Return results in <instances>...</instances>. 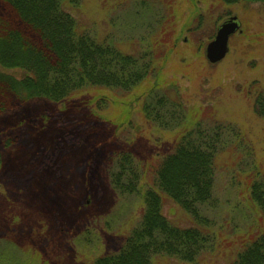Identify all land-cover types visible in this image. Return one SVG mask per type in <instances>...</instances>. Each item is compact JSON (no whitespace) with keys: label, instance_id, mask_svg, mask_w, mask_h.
Returning <instances> with one entry per match:
<instances>
[{"label":"rangeland","instance_id":"rangeland-1","mask_svg":"<svg viewBox=\"0 0 264 264\" xmlns=\"http://www.w3.org/2000/svg\"><path fill=\"white\" fill-rule=\"evenodd\" d=\"M63 7L97 38H115L126 53L142 38H170L159 78L143 89L158 82L161 92L176 93L185 107L197 110L196 119L238 130L215 159L212 199L201 206L209 247L192 263L151 258L153 264L233 261L259 217L248 183L255 173L264 175V117L253 111L255 91L264 89L263 5L65 0ZM232 15L242 34L232 36L228 54L211 65L204 47ZM158 20L165 25L153 37ZM139 94L89 89L64 102L32 99L0 115V264H94L138 225L147 190L159 194L160 211L173 225L198 226L155 187L154 172L172 151L176 133L144 117ZM123 152L132 164L123 168L118 185L116 158Z\"/></svg>","mask_w":264,"mask_h":264},{"label":"trees","instance_id":"trees-1","mask_svg":"<svg viewBox=\"0 0 264 264\" xmlns=\"http://www.w3.org/2000/svg\"><path fill=\"white\" fill-rule=\"evenodd\" d=\"M64 1L0 0V115L32 99L64 102L89 89L139 91L144 117L176 133L172 151L154 172L155 187L198 226L173 225L160 211L159 194L147 190L138 225L115 252L98 257L94 264H153V255L188 263L198 260L211 242L203 228L208 221L201 206L212 199L215 159L232 137L238 138V130L196 119L197 110L185 107L176 93L161 92L158 82L143 89V83L159 78L171 49L170 38H142L135 42L141 46L131 43L136 49L126 53L115 38H97L89 26L64 9ZM219 1L259 2L264 7V0ZM164 22H156L153 37L162 33ZM253 111L264 117V89L255 91ZM118 156L114 181L120 185L123 168L132 164V158L125 152ZM248 194L258 221L243 250L226 264H264V175H252Z\"/></svg>","mask_w":264,"mask_h":264},{"label":"water","instance_id":"water-1","mask_svg":"<svg viewBox=\"0 0 264 264\" xmlns=\"http://www.w3.org/2000/svg\"><path fill=\"white\" fill-rule=\"evenodd\" d=\"M238 24L236 17H230L223 22L216 31L214 38L205 46V58L209 64L220 62L228 52L229 37L236 31Z\"/></svg>","mask_w":264,"mask_h":264},{"label":"flooded vegetation","instance_id":"flooded-vegetation-1","mask_svg":"<svg viewBox=\"0 0 264 264\" xmlns=\"http://www.w3.org/2000/svg\"><path fill=\"white\" fill-rule=\"evenodd\" d=\"M237 21H238V18H237ZM238 23H239L238 32L236 31L237 33H234V34L241 35V34H242V28H241L240 21H238ZM234 34H233V35H234ZM233 35H232V36H233Z\"/></svg>","mask_w":264,"mask_h":264}]
</instances>
